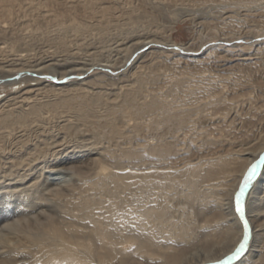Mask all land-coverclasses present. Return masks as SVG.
<instances>
[{
  "label": "bare ground",
  "instance_id": "6f19581e",
  "mask_svg": "<svg viewBox=\"0 0 264 264\" xmlns=\"http://www.w3.org/2000/svg\"><path fill=\"white\" fill-rule=\"evenodd\" d=\"M180 8L216 9L228 22L204 29L251 44H176L166 11ZM263 8L264 0H0V85L26 72L61 82L101 63L122 67L152 42L189 54L145 53L109 84L25 78L0 102V264L228 257L241 235L225 212L229 194L264 154V85L255 81H264ZM161 57L189 73L166 74ZM94 125L110 127L105 144L81 135ZM246 216L250 241L232 264H264V166Z\"/></svg>",
  "mask_w": 264,
  "mask_h": 264
},
{
  "label": "rangeland",
  "instance_id": "374dc122",
  "mask_svg": "<svg viewBox=\"0 0 264 264\" xmlns=\"http://www.w3.org/2000/svg\"><path fill=\"white\" fill-rule=\"evenodd\" d=\"M166 14H167L168 18L172 19L173 22L176 20L175 29L171 33V39L176 44H185V43H189V42H192V41L193 42H199L201 40V37H202V39L206 40L205 43H207V44H204V49L209 48V47L218 46V45H224L226 47H231L233 45L251 44V41H249L245 37H241L240 39L232 41V42H229V43H222L220 41L221 38H218V37L214 36L213 28L212 29H204L203 23L207 22V21H211L210 22L211 26L217 27V26H219L221 24V26H220L221 28L225 27V25H223L222 23L223 22H225V23L228 22V20L225 19L226 15H221L220 13H217L216 9L212 10L210 8L209 9L204 8V9H198V10H192L191 11V10H188L186 8H180V9H177V10H174V11H166ZM211 19H213V20H211ZM160 44H162V45H160ZM171 50L177 51L179 53L178 54L179 57H181V58H187V55H189V54H185L184 53L185 51L184 52L183 51H179L178 49H174L172 47L169 48L165 44H163L162 42H152V43H149V44H146V45L139 46V50H137L135 53H133L132 56L130 57L131 59L129 58V61L122 67H118V66L116 67V66H113L111 64L101 63L100 65H102L103 67L106 66V68L105 67L104 68L93 67V68H90L89 71L88 70H86V71L84 70V71H81V72L78 71V72H75V75L73 74L72 76H68L67 78L62 80L63 82L62 81L61 82H57L56 81L57 75L55 76V74L53 75L55 79L50 77L51 72H48V71H42L40 73L42 75L39 76V77H37L36 75L32 76L31 74H29L27 72L26 73H22L14 81H11V83L15 82L14 84L10 83L9 86L0 85V102H3L5 100L4 98L10 96L11 94L13 95V94H15V92L20 91L19 89H23L28 84L25 81V78H30V77L31 78L32 77L33 78H37L40 81H46L45 82L46 84L50 83L52 85H57L58 83L61 84V85H67V84L71 85L72 83H75V82L79 83V82H81L84 79L85 80H92L93 78L97 79L98 77H104L103 79H101V81L103 83L109 84L110 83L109 81L112 82V80L117 78L118 76H120V74H122L123 71L129 70V68L132 66V64H134L135 61L139 59V57H141L142 55H145V53L146 54L148 52L156 53L158 51L161 52V51H171ZM179 57H177V58H179ZM159 60H160V63L163 66H164V64L165 65H171L170 68L168 69V71H166V74H169V73L172 74L174 72L175 73L177 72L176 74L178 75V73H181L183 71L189 73V69L187 70L186 68H184V67H187V66L184 65V63H179V64L174 65V64H172L173 62H175L173 59L169 60V59H166V58H163V57H161ZM168 60H169L170 63H168ZM219 69L220 68H215V71L216 72L220 71ZM229 72L231 74L234 73L233 71H229ZM104 75H106V76H104ZM203 75H205V74H203ZM242 75H243V73H242ZM229 77H231V76H229ZM204 78H206V76ZM255 81L257 82L256 85H258V84L264 85V81L261 80V78L259 77V74L256 75ZM202 82H203L202 85H204L205 80L203 79ZM117 83H119V82L117 81ZM230 84L229 85L227 84V87L230 89V91H232L235 94H237L239 91L235 90L234 89L235 87H233V85L232 84L230 85ZM86 128H88V129H86ZM84 130H86L88 132H85ZM55 131L58 133V130H53L52 132L56 133ZM60 131L62 133H64L62 130H60ZM109 131H110V127L108 125H104V126H96V125H94V126H86L82 130V134L81 135H86L88 133H91L93 139H95L99 143L105 144L106 143L105 141L108 140V137L111 138V135L109 134ZM140 135L141 134L137 133V131H134L132 140L134 141L135 139H137V136L141 140L142 137H140ZM144 135H146V133L143 134V136ZM256 180H255V182H256ZM250 190H251V188H250ZM249 192H248V194H249ZM248 194H247V196H248ZM250 234H249V241H250ZM221 261H227V257L224 258ZM232 263L233 262H230V264H232ZM208 264H217V262L208 263Z\"/></svg>",
  "mask_w": 264,
  "mask_h": 264
},
{
  "label": "snow or ice",
  "instance_id": "6c2138e0",
  "mask_svg": "<svg viewBox=\"0 0 264 264\" xmlns=\"http://www.w3.org/2000/svg\"><path fill=\"white\" fill-rule=\"evenodd\" d=\"M264 166V154L259 159L253 161L242 171L228 197V206L225 209L226 214H230L238 222L237 227L241 231L237 245L231 254L227 257V261H218L217 264H230V262H238L245 254L249 244L250 223L246 216L247 194L257 177L261 174V168ZM155 205H153L154 207Z\"/></svg>",
  "mask_w": 264,
  "mask_h": 264
}]
</instances>
